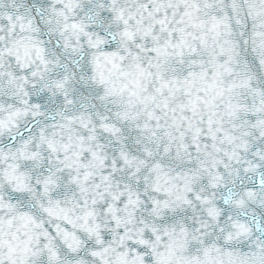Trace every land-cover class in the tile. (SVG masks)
<instances>
[{
  "label": "snow or ice",
  "instance_id": "obj_1",
  "mask_svg": "<svg viewBox=\"0 0 264 264\" xmlns=\"http://www.w3.org/2000/svg\"><path fill=\"white\" fill-rule=\"evenodd\" d=\"M0 264H264V0H0Z\"/></svg>",
  "mask_w": 264,
  "mask_h": 264
}]
</instances>
